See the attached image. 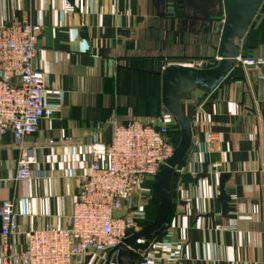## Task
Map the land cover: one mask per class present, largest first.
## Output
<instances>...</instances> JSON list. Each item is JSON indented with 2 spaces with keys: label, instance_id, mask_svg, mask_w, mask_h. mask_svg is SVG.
<instances>
[{
  "label": "crops",
  "instance_id": "0c3cea01",
  "mask_svg": "<svg viewBox=\"0 0 264 264\" xmlns=\"http://www.w3.org/2000/svg\"><path fill=\"white\" fill-rule=\"evenodd\" d=\"M61 1L0 0V25L18 21L41 27L33 65L45 73L46 88L58 92L43 96L53 115L25 139L36 151L31 180L15 181L18 144L8 133L0 135V205L14 204L20 229L44 221L61 227L91 146L107 145L117 123L161 115L157 77L128 68L155 70L158 61L168 59L206 60L218 40L215 28L203 44L195 25L183 24L177 10L168 17L163 0H84L82 12L62 11ZM246 43L256 49L243 56L264 60V42ZM258 74L252 81L246 76L243 103L245 90L235 81L219 84L199 104V91L179 103L194 132L183 170L195 168V177H202L196 184L176 185V199L184 204L173 207L161 240L145 252H158L157 264H264V77L257 79ZM251 107L254 114L247 110ZM208 132L217 138L211 154L204 150ZM214 164L220 166L208 173ZM221 173L229 174L224 190L232 211L225 216L217 201ZM10 241L15 249L25 247L24 236Z\"/></svg>",
  "mask_w": 264,
  "mask_h": 264
},
{
  "label": "built area",
  "instance_id": "2783aa9c",
  "mask_svg": "<svg viewBox=\"0 0 264 264\" xmlns=\"http://www.w3.org/2000/svg\"><path fill=\"white\" fill-rule=\"evenodd\" d=\"M83 1L62 0L60 7L64 12H82ZM40 31L39 25L27 22L0 25V135L8 133L18 144L17 182L31 180L36 164L35 148L25 139L37 131L41 120L53 115L43 96L58 94L46 88L45 73L33 65ZM262 64L264 60L237 57V66L251 81L256 73L257 79L263 77ZM168 122L159 116L149 121L117 123L107 145L100 149L91 146L89 165L79 177L71 211L62 217L61 227L44 221L28 222L20 229L14 204L3 201L0 264H87L97 258L105 260L111 249L139 230L130 214L132 199L138 187L145 180L153 181L173 154ZM216 143L213 133L205 134L207 154L213 153ZM218 166L208 167L207 172H215ZM183 169L180 177L198 174L195 168L186 174ZM12 236H24L25 247L15 249ZM145 252L139 254L138 264H157L159 253Z\"/></svg>",
  "mask_w": 264,
  "mask_h": 264
},
{
  "label": "water",
  "instance_id": "95a60500",
  "mask_svg": "<svg viewBox=\"0 0 264 264\" xmlns=\"http://www.w3.org/2000/svg\"><path fill=\"white\" fill-rule=\"evenodd\" d=\"M163 3L169 18H172L174 8L183 24L188 28L195 25L196 30L204 37L205 45H208L211 32H214L209 24L214 23L212 25L216 28L218 40L215 47H212L213 55L197 67L194 59H168L158 61V69L155 70L128 68L157 77L161 106L174 121L179 134L172 140V156L151 183L150 196L152 209L155 211L152 221L133 234H128L108 252L103 264H110L112 259L116 264H132L140 253L148 250L152 242L161 240L173 207L184 204L176 199V185L196 184L202 177L179 176L190 153L194 135L191 121L180 109L181 99L189 100L194 91H199L202 93V97L198 99L199 104L219 84L229 85L234 81L239 82L245 90L241 103L244 93L248 92L246 76L237 66V57L244 52L251 56L256 49L255 46L246 45V41L249 33L264 16V0H163ZM187 11L194 14L189 16L185 14ZM215 11L218 17L211 18ZM260 70L264 77V64ZM234 71H238L239 75H233ZM247 110L255 113L252 107ZM228 179V173L218 175L217 201L222 216L232 211L228 205L230 199L224 190Z\"/></svg>",
  "mask_w": 264,
  "mask_h": 264
},
{
  "label": "rangeland",
  "instance_id": "374dc122",
  "mask_svg": "<svg viewBox=\"0 0 264 264\" xmlns=\"http://www.w3.org/2000/svg\"><path fill=\"white\" fill-rule=\"evenodd\" d=\"M202 62H206V60L197 61L194 63L195 66H200ZM184 99H181L183 101ZM180 101V102H181ZM160 116L167 119L169 122L168 126V133L171 137H175L179 132V129L175 125L174 121L170 117L168 113L164 109H161ZM152 180H145L136 190L131 204V212L135 219L137 229H142L145 225L152 221V218L155 215L154 209H152V201L150 196V188H151ZM98 264L102 263V260L96 259Z\"/></svg>",
  "mask_w": 264,
  "mask_h": 264
},
{
  "label": "trees",
  "instance_id": "16d2710c",
  "mask_svg": "<svg viewBox=\"0 0 264 264\" xmlns=\"http://www.w3.org/2000/svg\"><path fill=\"white\" fill-rule=\"evenodd\" d=\"M263 22L264 21H260L259 23H258V25L255 27V29L253 30V31H251L250 33H249V37L247 38L248 39V41H249V39L251 38V39H253L256 43H262V42H264V30L262 29L263 28ZM256 38V39H255ZM247 45V44H246ZM143 62H145V61H139V65L141 66V65H146L145 63H143ZM142 68H143V66H142ZM143 69H148V68H143ZM179 134V132L177 133V135ZM176 135V136H177ZM175 136V137H176ZM169 137L171 138V140H173L175 137H171L170 135H169ZM153 219V218H152ZM150 223V222H149ZM148 223V224H149ZM164 233V232H163ZM163 233H162V235H163ZM136 261L137 260H134L133 261V263L132 264H135L136 263Z\"/></svg>",
  "mask_w": 264,
  "mask_h": 264
},
{
  "label": "flooded vegetation",
  "instance_id": "af4514ba",
  "mask_svg": "<svg viewBox=\"0 0 264 264\" xmlns=\"http://www.w3.org/2000/svg\"><path fill=\"white\" fill-rule=\"evenodd\" d=\"M183 1H186V0H183ZM189 1H191V0H189ZM214 2H216L217 0H213ZM183 5V4H182ZM174 7H176V5L174 6ZM216 17H218V15H217V12L215 11V13H212V15H211V18H216ZM260 21H264V16L261 18V20ZM259 23V22H258ZM258 23H257V25H258ZM212 24H214V23H210L209 24V28H213V29H215V27L212 25ZM214 31V30H213ZM198 34H201V33H199L198 32ZM197 33H196V35H198ZM195 35V36H196Z\"/></svg>",
  "mask_w": 264,
  "mask_h": 264
}]
</instances>
